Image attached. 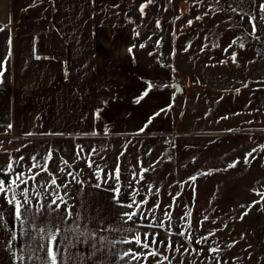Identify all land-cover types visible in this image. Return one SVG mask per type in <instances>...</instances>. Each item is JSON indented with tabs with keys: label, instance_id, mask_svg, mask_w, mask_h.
Returning <instances> with one entry per match:
<instances>
[{
	"label": "rangeland",
	"instance_id": "obj_1",
	"mask_svg": "<svg viewBox=\"0 0 264 264\" xmlns=\"http://www.w3.org/2000/svg\"><path fill=\"white\" fill-rule=\"evenodd\" d=\"M261 2L111 0L110 13H113L109 14V20L123 22L124 36L132 37L141 51L140 65H155L150 78L154 83L149 87L148 97L154 99L156 110L146 108L144 102H133L126 109L121 127L110 126L106 131H93L97 133L92 135L93 132H68L67 126H43V133H39L40 126L37 132L30 125L34 111L29 110L27 128L29 132L35 128L29 136V132L22 131L23 126L8 129L7 113L0 110V169L6 167L11 157L18 162L16 172L28 173L30 158L38 153L40 160L51 148L53 159L49 171L57 177L58 184L71 180L67 171L78 173V178L85 181L83 187L72 182L60 189L61 195L67 193V205L58 211L49 212L46 207L55 186L48 193L38 189L43 194L45 209L35 215V223L61 228V253L66 245L68 252L76 256V264H96L101 257L106 264H126V261L117 262L111 252L129 248L135 252L148 250L123 243L111 248L105 243L92 256L88 234L118 240L122 235L131 239L138 232L142 240L144 233L156 234L154 250L159 253L156 257L149 256L146 262L142 259L140 264H158L165 256L168 259L164 264H217L218 261L219 264H264V20L259 19L264 14L259 11ZM2 4L0 0V7ZM142 5L145 6L143 14ZM229 5L257 17L259 39L250 35L249 17L242 18ZM212 8L226 10L213 12ZM198 16L202 18L197 20ZM36 17V9L28 10L25 20L33 32H36ZM20 21L18 17L13 26ZM232 53H236V63L231 59ZM174 84L181 87L177 95ZM131 122L135 124H128ZM49 130L54 135H48L52 133ZM94 147L96 153H92ZM89 155L93 161L91 168L87 163ZM21 156L23 161L19 160ZM61 158L68 162L65 172H60L64 166ZM236 161L239 163L235 167H229ZM118 162L119 203L113 199L112 191L105 190L114 187L115 181L101 188L92 186L97 183L93 174L97 165L107 173ZM142 169L147 171L137 183L133 174L139 179ZM4 177L7 182L9 177ZM37 180L48 181L50 177L42 173ZM31 184L29 181V188ZM17 198L23 199L19 190ZM30 198L35 205L36 197L31 192ZM133 199L137 203L147 201L141 205V212L147 218L140 219L138 212L132 222L124 224L122 214L136 209L135 205L127 208L121 204L132 203ZM254 201L260 203L248 210L247 206ZM69 205L73 219L66 220L65 207ZM35 211L33 207L30 218ZM245 212L247 215H243ZM77 215L79 220L75 219ZM74 221L79 232L63 231L74 226ZM161 222L162 226L157 227ZM14 223L15 264H20V255L24 256L23 264H38L32 249L41 243L39 234L28 225L22 233L19 223ZM109 225L131 227L133 233L104 231ZM181 232L184 235H179ZM64 236L67 240H63ZM151 241L150 235V245ZM160 241L164 242L163 246ZM169 241L172 251L166 250ZM178 245L180 251L176 252ZM213 248L219 251L210 252Z\"/></svg>",
	"mask_w": 264,
	"mask_h": 264
},
{
	"label": "crops",
	"instance_id": "obj_2",
	"mask_svg": "<svg viewBox=\"0 0 264 264\" xmlns=\"http://www.w3.org/2000/svg\"><path fill=\"white\" fill-rule=\"evenodd\" d=\"M1 1L0 110L7 113V125L29 132L31 110L30 125L37 132L40 126L39 133L43 126H67L68 132L91 134L121 127L126 109L138 100L156 110L148 97L155 65H140L141 51L132 37L124 36L123 22L109 20L111 0ZM33 8L36 32L25 20ZM18 17L22 21L13 26ZM0 179L5 180L2 172ZM0 212L5 219L0 226V264H14V209L3 196Z\"/></svg>",
	"mask_w": 264,
	"mask_h": 264
},
{
	"label": "snow or ice",
	"instance_id": "obj_3",
	"mask_svg": "<svg viewBox=\"0 0 264 264\" xmlns=\"http://www.w3.org/2000/svg\"><path fill=\"white\" fill-rule=\"evenodd\" d=\"M152 0H148V3H151ZM198 3L202 2V0H197ZM217 3H219V0H217ZM144 5L141 6L140 11L143 14L144 11ZM232 12H235L237 14H240L243 18L244 16L249 17V23L252 26V31L250 35H252L255 39H259L257 36L258 32V25H257V17L251 13L244 12L242 9H238L236 7H232L231 5L228 6ZM226 9L223 8H212L210 11L216 12V11H225ZM259 11L260 13L264 14V0L259 4ZM202 17H196L197 20L201 19ZM260 20H264V15H261L259 17ZM189 25L192 24V21L190 20ZM159 27V22L157 24ZM3 29H0L2 31ZM207 40V37H205ZM233 44L236 43L234 40L232 42ZM11 44V38H9V45ZM218 46V45H217ZM140 47H144V45H140ZM204 47H208V45H205ZM231 47V45L229 46ZM240 47L243 48L244 44L241 42ZM187 50V49H186ZM129 52H131V49H129ZM225 52H227V49H225ZM9 55H11V52H9ZM36 59H40L39 56L36 57ZM231 59L233 63H236V53H232ZM223 63V62H222ZM3 71H0V77L3 76ZM0 83H2V80H0ZM247 86V85H245ZM151 87V85H149ZM147 92H145V95ZM142 98V97H141ZM139 102V100L137 101ZM99 111L97 110L96 116L99 118ZM223 119H227V117H223ZM8 129L12 128V125H7ZM34 133H27V135L31 136ZM48 135H54V133H47ZM96 133L93 132L92 135H95ZM11 143V141H9ZM2 144V142H0ZM19 151V150H17ZM83 149L81 148L80 151L77 152V157L79 158L81 155V152ZM255 151V150H253ZM97 149L94 147L92 149V153H96ZM123 155V153H121ZM249 156L251 153L248 154ZM39 154L33 155L30 159L32 161L31 167L28 169V173L24 172H16L15 166H19L18 162L13 160L11 157L9 158V162L6 165L5 168L0 169V172L3 173V175L8 176L9 179L6 182L4 179H0V196H3L6 202L13 207L14 209V220L19 223V226L21 228L22 233H24L25 226L28 225L32 230H34L36 233L39 234L41 243L38 244L37 248L32 249L33 253L35 254V259L38 261V264H76V256L70 252H68V246H64V252L61 253V247H62V240L60 239L61 236V228L57 225L55 227L52 226H44L40 225L37 226L35 223V215L39 214L44 211L45 205L43 204V194L38 190L40 188L44 189L45 193H48L50 189L55 186V191H52L50 195L52 196L51 202L47 204V209L49 212L52 211H58L62 206L67 205V200L65 199V196L67 193H64L63 195L60 194L61 188H67L69 183L75 182L81 184L83 187L85 181L78 178V173H74L73 171H67V176L71 177V180L65 182L64 184L60 185L57 183V177L52 174L49 171V163L53 159V150L49 148L48 152L40 159L38 160ZM20 161L24 160V157H19ZM119 161V157L117 158ZM247 159L245 160V163H247ZM61 163L64 165L60 168V172H65L66 168L68 167V162L66 160H63L61 158ZM88 167H93V161L91 159V155H89L88 158ZM239 163V161L234 162L233 164L229 165V167H235L236 164ZM35 169H39V171H33ZM147 169H142L141 173L139 174V179H137L136 174H133V179L136 180L137 183L140 182V180L143 179V173L146 172ZM42 173H47L50 177V180L48 181H38L37 177H39ZM120 164L119 162L116 164V167L114 170L108 171L105 173L104 169L97 165V167L94 170V175L96 176L97 183L92 185L95 188H101L102 185L109 184L112 181H115V186L111 189H105L112 191L114 193L113 199L119 203L120 193H121V183H120ZM26 177V178H25ZM194 179V178H193ZM29 181L32 182L31 187L29 188ZM23 185V187H22ZM17 190H19L20 195L23 196V199L17 198ZM151 191V189H150ZM30 192L35 195L36 197V204H33V200L30 198ZM10 193V195H9ZM257 195H260L259 192H257ZM264 199V197H262ZM59 202V203H58ZM147 201H142L137 203L133 199L132 203L129 204H121L122 207L127 208H133L135 205V211L132 212H126L122 214L123 217V223L129 224V222L133 221V217L137 215V213H140V219H146L147 217L144 215L143 212H141V205L146 204ZM260 203V201H254L252 205H248V210L251 209L255 204ZM55 205V208L53 207ZM33 207H35V213L32 214L31 218L29 216V213L32 212ZM156 208L159 207V205L155 206ZM242 207H245L242 205ZM65 213L66 217L65 219H73V213L71 210V206L65 207ZM166 216H169V213L165 212ZM243 215H247V212H245ZM243 215L240 217L243 219ZM76 220H79V216L77 215ZM169 219L171 217L169 216ZM5 224L4 214L3 212H0V226H3ZM151 227V225H149ZM161 224H158L157 227H161ZM104 231L109 232H117V233H133V229L131 227H120L118 225H109L106 229H103ZM63 231H76L79 232L78 225L75 224L74 226H70L68 228H65ZM81 235H84V233H80ZM152 236L151 245L148 243V237ZM179 235H184L183 232L179 233ZM190 234H189V240H190ZM12 241L16 239L15 233L12 234L11 237ZM88 239L91 241V248L93 249L91 255L95 256L97 252H100L101 249L104 247L105 243L111 248H115V245L118 243L123 244H135L137 248H142L145 250H148L145 252H135L131 248L126 249L122 252H111V255L115 257L116 261H126V264H132L133 261H136L137 264H140L141 260L143 259L144 262L147 261L148 257H156L159 255L158 251L154 250V246L157 243L156 234L152 233H144L143 240L141 239V235L138 232L133 233L132 238L129 239L127 235H122V237L118 240L112 239L108 240L106 237L100 236L97 238V235L95 233H89ZM63 240H67V236L63 237ZM196 243H200V241H196ZM100 245L98 248L97 245ZM161 246L164 245L163 241H160ZM8 250L12 252L13 244L11 242L7 245ZM166 250L172 251L173 245L172 242L169 241L166 247ZM176 252L180 251V246H176L174 249ZM23 251V250H21ZM188 250L185 249V252ZM195 251V250H194ZM212 253L218 252L219 249L213 248L209 250ZM39 253H43L41 256ZM14 257V264L16 260V253L13 252ZM20 264H23L24 256H19ZM31 259V257L29 258ZM168 257H162V259L158 262V264H164V261H166ZM96 264H106L103 257H101L98 261H96ZM219 264V261L217 262Z\"/></svg>",
	"mask_w": 264,
	"mask_h": 264
},
{
	"label": "water",
	"instance_id": "obj_4",
	"mask_svg": "<svg viewBox=\"0 0 264 264\" xmlns=\"http://www.w3.org/2000/svg\"><path fill=\"white\" fill-rule=\"evenodd\" d=\"M173 87L175 88V95L181 92V87L179 84H174Z\"/></svg>",
	"mask_w": 264,
	"mask_h": 264
},
{
	"label": "built area",
	"instance_id": "obj_5",
	"mask_svg": "<svg viewBox=\"0 0 264 264\" xmlns=\"http://www.w3.org/2000/svg\"><path fill=\"white\" fill-rule=\"evenodd\" d=\"M165 142H167V140L165 139Z\"/></svg>",
	"mask_w": 264,
	"mask_h": 264
}]
</instances>
